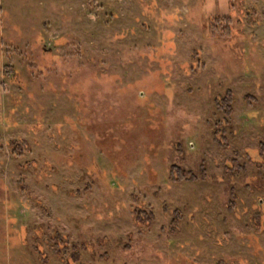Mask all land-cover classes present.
Masks as SVG:
<instances>
[{"label": "rangeland", "instance_id": "rangeland-1", "mask_svg": "<svg viewBox=\"0 0 264 264\" xmlns=\"http://www.w3.org/2000/svg\"><path fill=\"white\" fill-rule=\"evenodd\" d=\"M225 1L0 0V264H264V0Z\"/></svg>", "mask_w": 264, "mask_h": 264}, {"label": "trees", "instance_id": "trees-1", "mask_svg": "<svg viewBox=\"0 0 264 264\" xmlns=\"http://www.w3.org/2000/svg\"><path fill=\"white\" fill-rule=\"evenodd\" d=\"M219 108L223 109L225 111L226 115H230L232 108V99H231V93L230 91H227L226 94L220 99V102H218ZM11 144L16 148L18 145H16L15 142H11ZM259 152L262 154L264 152V142L259 143ZM170 177L173 181H189V180H195L194 174L191 172H185L178 166L172 165L170 166V171H169ZM178 215L173 219L172 221V226L174 227L177 222H178Z\"/></svg>", "mask_w": 264, "mask_h": 264}, {"label": "crops", "instance_id": "crops-1", "mask_svg": "<svg viewBox=\"0 0 264 264\" xmlns=\"http://www.w3.org/2000/svg\"><path fill=\"white\" fill-rule=\"evenodd\" d=\"M211 2H212V5L214 6V7H217V6H219V4L220 3H227V1H225V0H211Z\"/></svg>", "mask_w": 264, "mask_h": 264}]
</instances>
